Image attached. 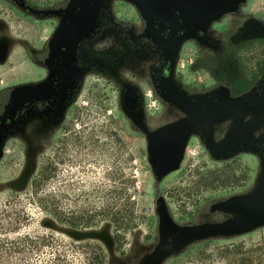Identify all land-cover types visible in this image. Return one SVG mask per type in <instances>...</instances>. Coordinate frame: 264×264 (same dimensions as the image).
<instances>
[{
	"label": "rangeland",
	"instance_id": "374dc122",
	"mask_svg": "<svg viewBox=\"0 0 264 264\" xmlns=\"http://www.w3.org/2000/svg\"><path fill=\"white\" fill-rule=\"evenodd\" d=\"M68 1L0 0V125L18 93L36 88L60 59L46 49ZM261 1L252 0V7ZM103 10L113 27L104 37L112 40L83 52L89 67H78L66 97L59 79L61 93L25 98L3 128V231L11 238L15 231L55 236L53 248L43 247L32 264L56 251L64 264H264V108L191 126L179 166L160 173L152 140L182 130L194 117L164 90L169 49L147 34L142 11L130 0H99L96 15ZM259 24L249 18L224 49L217 42L215 62L207 27L193 33L171 67L176 88L207 110L264 96V75L247 92L235 87L249 80L257 49L231 54L255 37ZM61 39L67 43L68 34ZM130 87L143 98L136 112L123 103ZM46 100L49 113L40 107ZM46 161L50 176L33 193V178ZM46 194L69 220L96 219L90 226L61 223L39 199ZM18 217L20 223L8 222Z\"/></svg>",
	"mask_w": 264,
	"mask_h": 264
},
{
	"label": "flooded vegetation",
	"instance_id": "af4514ba",
	"mask_svg": "<svg viewBox=\"0 0 264 264\" xmlns=\"http://www.w3.org/2000/svg\"><path fill=\"white\" fill-rule=\"evenodd\" d=\"M130 1L134 4V6H137L135 2L132 0ZM68 2L70 3L68 4V13L66 18L62 24L57 27L52 43L49 45V48L46 49L48 53L55 51L59 53V55H61L60 59L58 61H54L55 63L51 67L44 81L38 84L36 88L31 89L33 90V95L23 96L18 105H16L18 98L16 99V102L10 109L8 120L4 121V125H7L14 119L17 110L25 98L32 97L33 99L38 100L48 95L51 90H58V93H61L60 89L55 88L57 84L56 82H58L59 79L63 80L62 86L65 88L66 97L72 89L73 82H76L75 78L77 75L75 76V71L78 70V67H89L88 61L82 57L83 52L91 50L93 47H103L104 44L107 46L108 43L111 42L112 39H110V37H104V30L107 27L113 28L112 25H110V17L107 16L106 11L104 10L103 14L96 15L99 0H96V2H94V0H69ZM144 2L150 5L148 9L142 10L138 6L137 7L140 11H142V15H144L142 16V19L145 21L147 34L150 37H154L165 43L168 49H170V45L174 43L175 39L184 31V29H182L183 20L181 18H175L174 15V13L180 14V11L175 10V8L181 4V0H145ZM150 2H154L160 6L164 5L166 10H159L155 6L151 5ZM249 18H255L259 21L261 24L258 25L260 27L259 32L255 35V37L241 43L239 45V49L236 47L232 48L231 54L237 50L239 52L247 51L252 48L257 49V57L255 58L253 68L250 70L252 73L248 75L249 81H252V85H254L264 75V31H262L261 28L264 24V0L258 4L256 9L252 7V0H242L234 11H227L214 17L209 22L207 28H205L208 30L209 46L212 54L211 57L215 62V46L217 42L220 43L219 45L221 46V49H224L225 46L223 45L226 44L224 42L226 41V38L229 39L231 34L237 30L241 24L243 25L247 20H249ZM65 22L66 25H64ZM63 26L64 29H62ZM61 29L63 31H61L56 39V34ZM203 29L204 28H197L193 31V33ZM66 33L69 37L67 43L63 42L61 39V37ZM227 44H230V42H227ZM248 60L251 61L252 59L249 58ZM170 65L171 61L168 59V62L165 64L164 75L167 73L170 74ZM243 81H248V79L239 81L238 83ZM237 84H235V87H237ZM133 90L125 88L122 92V98L128 94H133L131 93ZM137 94V101L135 102V108L133 109L135 112L142 107L143 102L141 94ZM45 102L46 103H41L40 107L41 109H44L45 113H49L52 110L50 106L51 103L48 100ZM12 109H14V111L11 113Z\"/></svg>",
	"mask_w": 264,
	"mask_h": 264
},
{
	"label": "water",
	"instance_id": "95a60500",
	"mask_svg": "<svg viewBox=\"0 0 264 264\" xmlns=\"http://www.w3.org/2000/svg\"><path fill=\"white\" fill-rule=\"evenodd\" d=\"M142 10L148 9L150 5L145 0H132ZM242 0H181V4L176 6L175 10H179L180 14H175V18H181L183 21V33L175 39L170 45L169 60L171 67L175 61L177 50L181 43L189 38L193 31L197 28H205L209 22L216 16L234 10ZM96 2V0H94ZM159 10H166L165 6L150 2ZM175 21V20H174ZM66 25V22L64 23ZM64 29V26L63 28ZM59 30L56 39L63 30ZM175 31V30H174ZM167 41V40H166ZM168 42V41H167ZM169 71V70H168ZM163 87L168 98L176 105L187 110L194 117L191 125H187L182 130L163 131L159 133L151 142L150 153L156 168L160 173H167L177 168L182 158L184 143L191 129L197 123H211L223 120L230 116H240L249 111L264 108V96L257 99H241L230 103L229 105L217 110H207L199 106L189 97L182 94L174 85L172 73L165 74L163 77ZM133 90V88H129ZM129 93V92H127ZM127 96L123 97V103L127 110L133 111L134 104L137 101V92L133 90ZM33 95V90L24 89L18 93L16 105L21 102L23 96ZM136 95V96H135ZM15 105V106H16ZM15 109V107H14ZM11 110V113L14 111ZM134 112V111H133ZM5 127L4 122L0 125V136ZM248 148H256L255 144L248 143Z\"/></svg>",
	"mask_w": 264,
	"mask_h": 264
},
{
	"label": "trees",
	"instance_id": "16d2710c",
	"mask_svg": "<svg viewBox=\"0 0 264 264\" xmlns=\"http://www.w3.org/2000/svg\"><path fill=\"white\" fill-rule=\"evenodd\" d=\"M252 85V81H243L237 84L238 91H247ZM52 171V166L50 161H46L40 168L37 175L33 178L32 189L33 193L38 194L42 190L45 180L50 176ZM43 206L57 221L61 223L70 224L72 226H79L84 222L85 226H90L92 220L96 219L94 217L88 218H76L74 220H69L67 215H65L61 209L57 206L52 205L50 195L46 194L42 198ZM20 216V215H19ZM20 223L21 218L18 217L9 219L8 221ZM2 219L0 218V264H32L31 261L34 257L39 256V252L43 247H52L58 241L54 235L51 234H30L20 231H15V237H9L6 231H3ZM116 240L119 242L120 235L116 232ZM47 255V254H46ZM40 261V258H38ZM37 259V260H38ZM63 254L60 251H56L50 254V256L45 259L43 258L40 262L41 264H64ZM35 264V263H34Z\"/></svg>",
	"mask_w": 264,
	"mask_h": 264
}]
</instances>
